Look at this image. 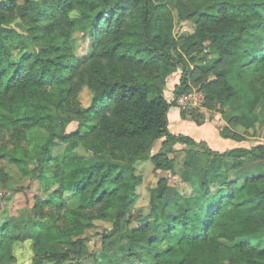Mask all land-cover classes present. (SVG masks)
<instances>
[{"label": "trees", "instance_id": "1", "mask_svg": "<svg viewBox=\"0 0 264 264\" xmlns=\"http://www.w3.org/2000/svg\"><path fill=\"white\" fill-rule=\"evenodd\" d=\"M174 13L178 21H194V31L180 40L173 33ZM15 20L26 26L33 47L21 44L22 34L10 26ZM80 27L90 39L82 58L70 41ZM13 45L21 46L15 55ZM207 48L216 55L215 63L201 66L212 99L233 97L232 85L239 87L245 73L264 76V0H0V129L10 131L8 162L39 189L33 196L35 240L61 237L55 220L67 192L78 211L98 208L104 216L120 208L124 214L140 181L136 162L172 169L166 152H149L156 140L170 147L195 144L170 132L168 113L193 74L185 56ZM179 68L176 98L168 101L161 85ZM83 90L90 94L86 106ZM256 91L253 104L263 97ZM65 110L85 123L83 132H65ZM56 141L65 145L62 157L53 149ZM78 145L87 157L77 155ZM188 157L198 191L167 199V179H159L160 206L130 230L128 264H264V191L253 185L264 172L246 178L241 188L228 180L243 161H264V144L224 152L206 148ZM11 229L0 225V250ZM50 253L64 262L79 255L54 247Z\"/></svg>", "mask_w": 264, "mask_h": 264}, {"label": "rangeland", "instance_id": "2", "mask_svg": "<svg viewBox=\"0 0 264 264\" xmlns=\"http://www.w3.org/2000/svg\"><path fill=\"white\" fill-rule=\"evenodd\" d=\"M174 15L173 33L175 39L180 40V37L194 31V21L191 19L178 21L176 13ZM10 26L22 34L19 38L21 44L34 46L25 25L15 20ZM89 40L88 30L84 27L72 30L70 41L74 46L75 56L86 57L90 51ZM20 48V45H13V54L15 55ZM185 58L193 70V74L187 81L186 92L183 94L187 99L185 107L179 105L173 95L179 81L180 68L167 77L161 88L168 101L176 100L175 106L170 108L176 113L175 117L171 114L169 118L170 132L186 134L194 139L195 144L178 143L170 147L162 145V139L156 140L149 152H166L173 161L172 169L157 170L148 160L136 162L135 172L140 177V181L135 188L134 201L124 214H119L120 208L109 209L107 213L103 211L104 216L98 208L93 211H78L77 199L72 198L74 194L67 192L66 207L56 213L55 220L56 229L60 231L61 237L50 239V243L38 241L37 238L35 240L32 237V221L37 218L33 210V196L39 194V189L37 183L24 175L18 165L8 162L7 154L12 151L9 140L10 131L0 129V225L12 226V235L6 238V243L0 250V264H96V262L98 264H128L126 252L128 246L132 245L129 238L130 230L142 224L146 215L150 214L151 207L160 206V198H156L159 179H167L165 198L171 199L175 194L188 198L194 196L199 189L197 171L187 164L188 156L195 155L196 152L202 153L206 148L217 151L215 143L218 139L231 142L229 147L218 152L238 147L252 148L258 144H264V92L261 93L263 97L253 104L256 89L260 88L264 91L263 74L259 76L254 71L245 73L238 81L239 87H236V83L232 85L237 89L233 97L212 99L213 96L207 95L204 88L206 80L201 66H204L208 60L212 61V64L215 63L214 50L207 48L202 53L195 51L186 55ZM89 96L88 90L80 93L83 106L89 103ZM191 96L194 101L189 99ZM63 112L60 115L66 120L69 119L64 126L65 132L69 133L77 129L83 132L85 123L74 116L71 119L67 110ZM59 119L63 121L62 118ZM56 122L60 125L58 120ZM204 127L207 131L205 138L201 136L205 133ZM64 147V144L58 142L53 149L59 157H62ZM74 151L79 156L87 157L81 145H78ZM205 157L201 156V160L204 161ZM28 164L31 167L32 162L28 161ZM261 172H264L263 160L243 161L238 167L231 168L227 178L230 182H236L237 187L241 188L246 178L258 176ZM253 185L260 191H264V177ZM164 211L166 214L170 213L169 210ZM219 242L227 246L231 245L222 239ZM53 247L58 253L75 251L79 252V255L65 262L56 261L51 259L53 254L50 250H53ZM222 263L228 264V261L223 260Z\"/></svg>", "mask_w": 264, "mask_h": 264}, {"label": "crops", "instance_id": "3", "mask_svg": "<svg viewBox=\"0 0 264 264\" xmlns=\"http://www.w3.org/2000/svg\"><path fill=\"white\" fill-rule=\"evenodd\" d=\"M171 114L173 115V117H175V115H176V113H174L173 111L170 110V115H168L169 118L171 117ZM204 131H205V133L201 134V136L203 138H205L206 132H207L205 130V127H204ZM230 145H231V142L229 140H225V139H218L215 143V147H216L217 151H221L222 149H225V148L229 147Z\"/></svg>", "mask_w": 264, "mask_h": 264}, {"label": "built area", "instance_id": "4", "mask_svg": "<svg viewBox=\"0 0 264 264\" xmlns=\"http://www.w3.org/2000/svg\"><path fill=\"white\" fill-rule=\"evenodd\" d=\"M194 98L197 99L196 97H194ZM189 99L191 101H194L193 96L189 97ZM186 100L187 99H186V97L183 94H181V96L177 98V101H178L179 105H181L183 107H185V103L187 102ZM193 104H195V102H193Z\"/></svg>", "mask_w": 264, "mask_h": 264}]
</instances>
